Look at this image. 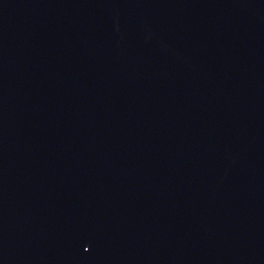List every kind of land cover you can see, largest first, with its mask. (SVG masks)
Returning <instances> with one entry per match:
<instances>
[{
	"label": "water",
	"instance_id": "95a60500",
	"mask_svg": "<svg viewBox=\"0 0 264 264\" xmlns=\"http://www.w3.org/2000/svg\"><path fill=\"white\" fill-rule=\"evenodd\" d=\"M0 264H264V0H0Z\"/></svg>",
	"mask_w": 264,
	"mask_h": 264
}]
</instances>
